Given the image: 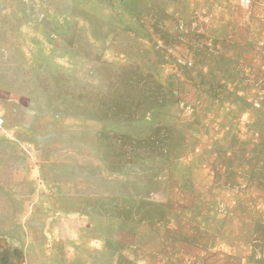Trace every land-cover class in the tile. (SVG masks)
Here are the masks:
<instances>
[{"label": "rangeland", "instance_id": "rangeland-1", "mask_svg": "<svg viewBox=\"0 0 264 264\" xmlns=\"http://www.w3.org/2000/svg\"><path fill=\"white\" fill-rule=\"evenodd\" d=\"M245 209L264 0H0V264H264Z\"/></svg>", "mask_w": 264, "mask_h": 264}, {"label": "flooded vegetation", "instance_id": "flooded-vegetation-1", "mask_svg": "<svg viewBox=\"0 0 264 264\" xmlns=\"http://www.w3.org/2000/svg\"><path fill=\"white\" fill-rule=\"evenodd\" d=\"M253 211V209H252ZM245 209L240 211V214L238 216L239 218V222L242 221L241 223V227L240 229H242V237L244 236V240L243 238L241 240H237L236 241V246L240 247L241 244L243 243L245 247L248 246V244L250 243V241H255V239L259 236V238H261V241L264 243V218H259V216H254L253 212ZM260 213V212H259ZM264 214V213H263ZM256 222V225L260 226L258 233H256L255 229L252 230L249 227V225L254 224ZM247 239V240H246ZM261 247H264L263 245ZM258 249V248H256Z\"/></svg>", "mask_w": 264, "mask_h": 264}]
</instances>
